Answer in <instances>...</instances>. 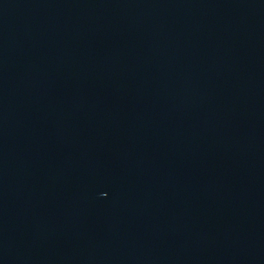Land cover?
<instances>
[{
    "label": "water",
    "instance_id": "water-1",
    "mask_svg": "<svg viewBox=\"0 0 264 264\" xmlns=\"http://www.w3.org/2000/svg\"><path fill=\"white\" fill-rule=\"evenodd\" d=\"M82 264H264V0H135Z\"/></svg>",
    "mask_w": 264,
    "mask_h": 264
}]
</instances>
